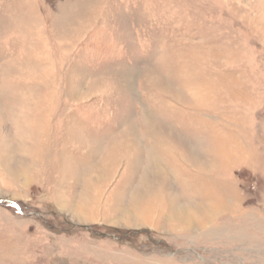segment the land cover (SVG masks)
<instances>
[{
    "label": "rangeland",
    "instance_id": "obj_1",
    "mask_svg": "<svg viewBox=\"0 0 264 264\" xmlns=\"http://www.w3.org/2000/svg\"><path fill=\"white\" fill-rule=\"evenodd\" d=\"M0 264H264V0H0Z\"/></svg>",
    "mask_w": 264,
    "mask_h": 264
},
{
    "label": "crops",
    "instance_id": "obj_2",
    "mask_svg": "<svg viewBox=\"0 0 264 264\" xmlns=\"http://www.w3.org/2000/svg\"><path fill=\"white\" fill-rule=\"evenodd\" d=\"M130 174L126 173V172H122L121 175L116 179V181L114 182V184H112L113 186V189H116L117 186L119 185H127L128 184V181H127V177H131L129 176ZM158 177V176H157ZM136 178V177H135ZM135 178L133 177V181L135 180ZM158 179V178H157ZM159 180V179H158ZM140 177L136 183V186L140 188ZM139 191V189H137ZM126 190H123L121 191V193L119 194L120 197H123V194ZM138 192L136 191L135 195L134 194H130L131 197L134 198V196L137 197V199H139L140 196H138L137 194ZM126 194V193H125ZM113 195V194H112ZM114 195L115 196H118L116 194V191L114 192ZM134 195V196H133ZM113 197V196H112ZM121 202H120V205L118 204L117 200L113 199V202H112V211L110 212L109 210L105 213V217L104 219L106 221H111V220H114L115 218H118V219H115L114 222H117L119 225H123L125 228H129L131 226H134V225H138L140 224V215H136V216H133V215H130L128 212L127 213H123V211L125 209H123V206H121ZM114 209V211H113ZM126 212V211H125ZM123 213V214H122ZM115 217V218H113ZM127 217H129L131 219V222H129L127 220ZM91 219V217H90ZM115 226V224H114ZM129 249V248H128ZM128 262V261H127Z\"/></svg>",
    "mask_w": 264,
    "mask_h": 264
},
{
    "label": "trees",
    "instance_id": "obj_3",
    "mask_svg": "<svg viewBox=\"0 0 264 264\" xmlns=\"http://www.w3.org/2000/svg\"><path fill=\"white\" fill-rule=\"evenodd\" d=\"M121 237V236H120Z\"/></svg>",
    "mask_w": 264,
    "mask_h": 264
}]
</instances>
